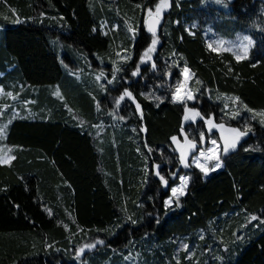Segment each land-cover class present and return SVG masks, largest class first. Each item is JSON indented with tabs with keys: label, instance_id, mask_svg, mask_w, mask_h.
I'll return each mask as SVG.
<instances>
[{
	"label": "trees",
	"instance_id": "16d2710c",
	"mask_svg": "<svg viewBox=\"0 0 264 264\" xmlns=\"http://www.w3.org/2000/svg\"><path fill=\"white\" fill-rule=\"evenodd\" d=\"M157 1L0 0V84L41 114L21 108L3 116V140L15 148L8 163L0 162V264H79L75 244L115 230L124 232L117 243L110 236L86 255L92 264H264L262 122L250 121L221 167L206 175L185 168L187 187L170 205L152 170L161 162L168 186L177 179L170 177L177 166L170 138L188 124L184 103L171 99L179 66L193 73L190 103L204 115L240 126L247 109H264V4L170 0L151 33L138 20ZM125 16L137 24L132 40ZM103 17L118 27L102 32ZM184 17L196 22L193 32ZM206 25L230 37L248 33L247 54L208 47ZM126 42L131 54L117 60L116 48ZM126 88L139 110L122 95ZM147 88L153 93L144 94ZM226 93L244 107L239 114L227 115ZM210 223L211 248L202 251V239L191 258L175 259L172 237Z\"/></svg>",
	"mask_w": 264,
	"mask_h": 264
},
{
	"label": "rangeland",
	"instance_id": "374dc122",
	"mask_svg": "<svg viewBox=\"0 0 264 264\" xmlns=\"http://www.w3.org/2000/svg\"><path fill=\"white\" fill-rule=\"evenodd\" d=\"M212 1L225 4L228 0ZM169 3L170 0H158L154 5L145 7L138 20L139 24L147 30L146 18L149 15H154L158 17V27H160L163 19V13L167 10ZM184 20L186 28L190 32H193L196 22L194 20H187L186 17H184ZM124 24L127 32L126 36L132 40L137 33V24L130 16H125ZM117 27L118 25L115 19L111 22H109L106 17L101 19L100 29L102 32L109 29H115ZM202 37L206 45L211 49L217 51H230L236 58L245 56L252 44V37L246 32H239L235 36L230 37L217 33L210 25H206L203 28ZM145 50V54H147L146 52L149 54V57L146 58H150L152 51L154 50V37ZM130 54L131 50L129 48V43L127 42L122 43L120 47L116 48L117 60L129 57ZM178 72L179 78L171 92V99L175 101H182L184 103L182 123L188 124L185 128L183 127L179 133L172 135L170 138L171 148L177 154V166L174 170H172L170 177L175 176L176 173V181L168 186L167 177L162 174L163 169H160L161 162L154 161L152 163L153 172L160 178L162 186L168 189L167 195L163 197L164 205L172 204L174 199L178 198L185 191L189 181L188 173L184 171L185 168L190 165H194L201 169L202 173L206 175L212 169L216 168L215 165L217 163L221 166L222 155L226 152L225 149L228 151L229 149L234 148L232 147L233 144H235V146L237 145L239 140L245 136L251 120L256 118L264 124V109H247L243 119L241 120L240 126L231 125L222 120H215L211 114L204 115L196 107L191 106L190 103L194 100L193 73L185 65L179 66ZM143 93L150 94L153 93V90L151 88H147L143 90ZM122 95L129 96L130 99L133 100L137 110H139L138 103L134 100L127 88L124 89ZM235 99L236 97L232 94L226 93L222 96L228 116L239 114V111H237L239 105ZM239 107L244 108L243 106ZM21 108H23L25 112H30L32 116L41 115L29 108L28 99L22 100L18 98L11 89L7 90L2 84H0V161H7L15 148V145L7 144L3 140L5 124L7 122V120L3 119V116H5L7 112H10L12 115H19L23 113ZM199 120L202 122V125L199 124L201 123ZM173 137L176 139L173 140ZM157 152H160V150H157ZM164 157L168 160L170 155L167 154L166 156L164 155ZM179 167L182 168L183 171L177 172L176 169ZM173 189H176V191L174 192ZM253 216L254 215H248V218L251 219ZM226 222L227 221L224 220V222H222V226H225ZM213 227L214 225L210 223L206 229L207 234L204 228H198L191 235L185 234L173 236L172 240L175 243V259H178L180 255H182L185 260L191 258V256L198 252V244L202 239L204 244L201 247V250H209L211 248L209 243H213L215 241L213 236L216 234ZM117 232L118 231L115 230L111 232L110 235H105L101 232L85 237L79 244L77 243L74 247H72L73 260L79 264H92L91 261L86 259V255H88L89 251L96 247L108 245L107 240L110 236H115V242L117 243V238H121L124 233ZM205 234L208 236L207 239H204ZM130 241L133 243L135 240L131 239ZM110 246L111 248H114V246L117 245L112 243ZM128 247H130V245ZM122 253L126 257H129L132 254L130 248ZM183 264L189 263L185 261Z\"/></svg>",
	"mask_w": 264,
	"mask_h": 264
},
{
	"label": "water",
	"instance_id": "95a60500",
	"mask_svg": "<svg viewBox=\"0 0 264 264\" xmlns=\"http://www.w3.org/2000/svg\"><path fill=\"white\" fill-rule=\"evenodd\" d=\"M264 4V0H258ZM158 17L154 15H149L146 18V25H147V30L151 33H157L158 31Z\"/></svg>",
	"mask_w": 264,
	"mask_h": 264
},
{
	"label": "crops",
	"instance_id": "0c3cea01",
	"mask_svg": "<svg viewBox=\"0 0 264 264\" xmlns=\"http://www.w3.org/2000/svg\"><path fill=\"white\" fill-rule=\"evenodd\" d=\"M98 123H99V124H98ZM98 123H97L98 125L96 124L97 126H103V122L100 121V122H98ZM12 157H13V154L10 156V158H9L7 161H3L2 163H8V162L11 160ZM221 165H222V164H221ZM220 167H221V166H220ZM215 169H217V168H215Z\"/></svg>",
	"mask_w": 264,
	"mask_h": 264
},
{
	"label": "snow or ice",
	"instance_id": "6c2138e0",
	"mask_svg": "<svg viewBox=\"0 0 264 264\" xmlns=\"http://www.w3.org/2000/svg\"><path fill=\"white\" fill-rule=\"evenodd\" d=\"M176 138L175 137H173V140H175ZM232 147H235V144H233L232 145ZM225 151H227V149H225ZM0 162H3V161H0ZM215 167L216 168H219L220 167V164L219 163H217L216 165H215ZM203 170V169H202ZM173 191L175 192L176 191V189H173Z\"/></svg>",
	"mask_w": 264,
	"mask_h": 264
}]
</instances>
